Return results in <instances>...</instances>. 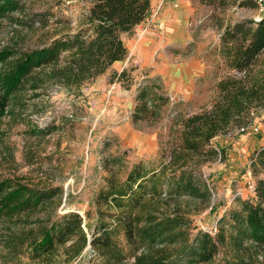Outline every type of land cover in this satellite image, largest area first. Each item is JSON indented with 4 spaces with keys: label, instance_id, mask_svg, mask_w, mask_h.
I'll list each match as a JSON object with an SVG mask.
<instances>
[{
    "label": "rangeland",
    "instance_id": "rangeland-1",
    "mask_svg": "<svg viewBox=\"0 0 264 264\" xmlns=\"http://www.w3.org/2000/svg\"><path fill=\"white\" fill-rule=\"evenodd\" d=\"M167 1L177 9L175 0H151L148 17L131 37L124 38L127 58L93 81L77 89L48 81L35 89L23 84L10 96L0 118V178L33 188L60 189L34 208L0 218V264H166L191 245L199 232L215 241L221 232L228 237L230 231L224 233L227 227L222 223L227 224L236 198L255 200L236 192L249 194L245 185L248 167L254 182L264 173V139L262 144L246 148L241 138L244 134L251 140L264 138V107L251 120L259 127L257 133L231 128L227 135L211 140L215 145L223 140L219 145L223 157L198 168L209 187L207 206L201 207L186 196L169 197L171 169L162 171L169 162L179 119L209 108L219 79L233 73L221 42L222 32L235 22L254 21L255 7L228 4L221 8L199 0H181L188 41L168 44L159 26L163 28L162 10ZM22 6L9 15L10 19H0V47L13 50L4 63L6 68L21 54L74 32L88 0H22ZM177 13L170 14L176 17ZM16 18L19 21H13ZM145 42L154 46L153 64L161 65L162 71L135 57L136 47ZM201 57L203 73L192 66L183 68L185 61ZM129 65L135 66L136 81L130 89L110 81L112 69ZM263 66L264 52L257 57L255 68L264 70ZM40 70L35 68L32 74ZM145 79L160 84L169 100L160 108L157 120L133 122L136 88ZM257 150L260 153L252 160ZM135 167L141 175L140 185H132L131 193L119 195ZM106 192L109 197L104 203L101 193ZM66 212L79 214L82 229L56 242L49 252L34 256L31 249L43 228ZM172 218H178L180 225L159 231L155 234L160 235L151 239L149 228L162 223L157 230L163 229ZM125 223L132 227L130 240ZM100 224L110 236L106 247L90 244L91 234ZM216 245L209 260L195 264H218L230 256L225 243Z\"/></svg>",
    "mask_w": 264,
    "mask_h": 264
},
{
    "label": "trees",
    "instance_id": "trees-1",
    "mask_svg": "<svg viewBox=\"0 0 264 264\" xmlns=\"http://www.w3.org/2000/svg\"><path fill=\"white\" fill-rule=\"evenodd\" d=\"M199 2L221 8L228 4L254 5L252 0ZM21 7L22 0H0V19H10L9 15L20 11ZM150 9L151 0H88V6L74 32L62 34L47 45L21 54L9 68L4 63L13 55V50L7 46L0 47V118L6 112L12 93L23 84L35 89L48 81L64 88L77 89L107 72L115 62L124 61L128 56L124 38L135 33L148 17ZM13 21L19 20L16 18ZM221 37L233 73L219 79L216 96L209 108L188 113L179 119L168 165L165 169L162 166L163 172L168 167L171 169L172 190L169 197L186 196L197 200L201 207L207 206L210 199L208 183L198 168L204 162L223 157L220 144L215 145L211 140L227 135L231 128L236 130L248 126L258 110L264 107V70L255 68L257 57L264 52V15L258 21L235 22L222 32ZM35 68L41 70L33 75ZM134 70L133 65L112 69L110 81L130 89L136 83ZM160 89L161 85L151 79L139 83L131 113L133 122L158 119L160 108L169 100ZM259 153L260 150H257L252 160ZM140 179L141 175L135 167L127 177L125 190H119V195L131 193V186H139ZM108 188L110 191L112 186ZM59 189L33 188L0 178V218H10L34 208L56 195ZM254 193V201L236 198V206L228 213L227 224L222 223L223 227H227L224 233L227 229L230 231L228 237L221 232L215 241L208 234L199 232L191 245L166 264L207 261L213 256L216 243H225L230 255L218 264H264V175L256 180ZM101 196L103 200L100 201L106 203L109 192L101 193ZM117 205L121 204L118 202ZM81 223L82 219L76 212H66L52 220L33 244L32 254L38 256L49 252L56 242L61 243L74 231H80ZM158 225L162 223L149 228L151 239L159 231L178 227L180 220L172 218L164 224L165 228L157 230ZM125 226H128L126 233L130 240L133 235L131 224L125 223ZM99 227L91 234L90 244L106 247L110 236L105 232L104 224Z\"/></svg>",
    "mask_w": 264,
    "mask_h": 264
},
{
    "label": "crops",
    "instance_id": "crops-1",
    "mask_svg": "<svg viewBox=\"0 0 264 264\" xmlns=\"http://www.w3.org/2000/svg\"><path fill=\"white\" fill-rule=\"evenodd\" d=\"M177 2V11H179L178 16H171V11H176L174 10L171 6V1H167L165 2V6L162 10V20L164 19V25L163 28L161 27V24L159 22V26L161 28V30L163 31L164 34V38L167 40L168 44H172L174 42H178V43H185L188 41V33L187 31L184 33V20L182 19V17H185V11L184 9V3L181 2V0H175ZM183 3V5H182ZM182 6V8H181ZM179 7L181 8V10L179 9ZM164 17V18H163ZM220 34V32H219ZM187 35V36H186ZM182 44V45H183ZM138 52L137 54H135V57L137 58V60H139V62L143 63L146 66H151V68H154L157 71H162L161 70V65L158 66L154 65L153 63H155L154 57L152 56L153 52H154V46L153 45H149L147 42H145L144 44L136 47ZM147 53V54H146ZM156 53V52H155ZM117 63V62H115ZM114 63V64H115ZM189 66H192L194 68V70H197L199 73H203L205 70V65L203 62V59L201 57V59H196V60H191V61H185L183 64V68H189ZM254 139V138H253ZM251 140L250 138L247 139V134H244L241 138V141L243 142V144H245V147L247 148V146L249 144L255 143L257 145H260L263 143V137H260L258 139V137H255L256 140ZM223 140L221 141H217L218 143H222ZM256 141V142H255ZM219 143V144H220ZM228 160V159H226ZM264 175V173H262L261 177Z\"/></svg>",
    "mask_w": 264,
    "mask_h": 264
},
{
    "label": "built area",
    "instance_id": "built-area-1",
    "mask_svg": "<svg viewBox=\"0 0 264 264\" xmlns=\"http://www.w3.org/2000/svg\"><path fill=\"white\" fill-rule=\"evenodd\" d=\"M252 2L254 3V7H255V10L257 13L256 17L254 18V21H258L264 15V0H252ZM262 110H264V109H262ZM236 131H240L243 133L251 131L252 133H257L259 131V127L255 123H251L248 126L240 127L238 129H236ZM246 175H247V181L245 184L246 188H247L246 192H249V194L244 195L241 192H236V195H238V196L241 195L242 197H245L247 199H249V198L255 199V193H254L255 182L251 178L252 177V171L249 167L247 168Z\"/></svg>",
    "mask_w": 264,
    "mask_h": 264
}]
</instances>
